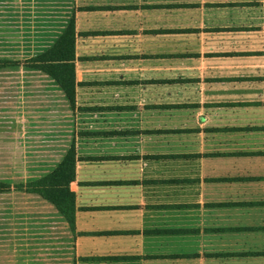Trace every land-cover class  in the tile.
Wrapping results in <instances>:
<instances>
[{"label":"crops","instance_id":"obj_1","mask_svg":"<svg viewBox=\"0 0 264 264\" xmlns=\"http://www.w3.org/2000/svg\"><path fill=\"white\" fill-rule=\"evenodd\" d=\"M136 6L143 24H168L167 42L149 35L132 80L77 72L70 124L41 136L46 152L56 139L75 153L77 246L107 247L76 264H159L178 249L199 253L191 264H264V245L246 239L264 231V0Z\"/></svg>","mask_w":264,"mask_h":264},{"label":"rangeland","instance_id":"obj_2","mask_svg":"<svg viewBox=\"0 0 264 264\" xmlns=\"http://www.w3.org/2000/svg\"><path fill=\"white\" fill-rule=\"evenodd\" d=\"M93 1L0 0V181L10 185L0 192V264H40L41 259L49 264H76L90 249L107 248L104 243L99 248L77 246L71 196L67 198L64 189L50 186L47 195L59 199L69 218L54 202L26 187L40 178L51 184L69 178V172L59 177L51 174L65 160L71 167L73 148L67 141L57 149L54 139L46 152L41 136L55 134L58 123L66 128L70 124L66 114L73 110L77 72L84 71L86 80H132L142 51L152 45L149 35H155L152 42H167L163 32L168 24L160 17L144 13V24L138 18L140 0H118L126 5L116 9L90 7ZM110 9L116 10L114 19L108 16ZM67 58L72 60H62ZM54 75L67 79L70 93L74 91L72 99ZM10 89L15 98H9ZM56 113L65 119L58 120ZM260 233L246 239L264 245V231ZM184 246L189 248L184 247L186 252L204 251L193 244ZM177 251L159 256V264H191L189 258L199 257V253ZM207 251L222 252L212 246Z\"/></svg>","mask_w":264,"mask_h":264},{"label":"trees","instance_id":"obj_3","mask_svg":"<svg viewBox=\"0 0 264 264\" xmlns=\"http://www.w3.org/2000/svg\"><path fill=\"white\" fill-rule=\"evenodd\" d=\"M62 60L68 62V61H70L72 59L71 58H67V59H62ZM54 77L56 78V80L58 81V83L63 87V89L66 91V93L68 94V96L72 99V96L74 94V91H73V93H70L67 79L61 77L60 75H54ZM70 82H71L72 85H74V78L71 79ZM68 163L69 162H67L65 160L58 167V169L56 170V172H54L53 174H51L54 177H59V175H64V174L66 175V173L69 172V178H68L67 182H64L63 184H51V183H48L47 182V180H46L47 178H40V179H37L36 181H33V182L28 183L26 185V187H28V190L29 191L39 193L43 197L48 198L49 200H51L52 202H54L56 204V206L58 207V209H60V211H62L65 214L66 212L64 211V209L62 207V204L59 201V199L58 200L57 199H51L47 195V191H48V188L50 186H53L52 189H57V188H60L61 187V189H64V190H61V191L63 192V194L66 195V197H67V195H70L71 196V198H70L71 202H70L69 205H72V208H73L72 211H73V216H74L75 197H74V192L70 188V184L74 180V177H75V165H74V163H75V153H73V155H72V163L70 165L71 167L68 166ZM9 188H10V185L9 184H6V183L0 181V192L9 190ZM66 217H67V215H66ZM67 218H69V217H67ZM69 220H70V222L73 223V220L72 221H71V219H69Z\"/></svg>","mask_w":264,"mask_h":264}]
</instances>
